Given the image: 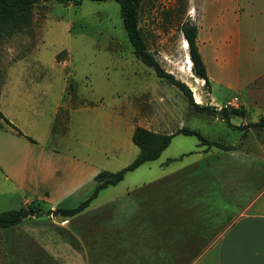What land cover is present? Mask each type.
Listing matches in <instances>:
<instances>
[{
	"label": "crops",
	"instance_id": "crops-1",
	"mask_svg": "<svg viewBox=\"0 0 264 264\" xmlns=\"http://www.w3.org/2000/svg\"><path fill=\"white\" fill-rule=\"evenodd\" d=\"M191 1L190 14L198 27L197 44L208 76L207 51L222 69L235 71L244 65L248 73L241 82L225 83L244 90L242 105L257 101L263 106L264 117V0ZM73 84L65 79L58 107L44 133L36 135L26 126L30 124L23 125L22 113H3L22 134L0 126V211L34 200L52 209L73 208L93 194L100 170L90 160L85 136L90 113L84 110L89 103L81 101L76 90H69ZM234 100L227 102L236 104ZM121 122L114 124L120 130ZM101 123L104 128V114ZM135 127L129 131L131 137ZM260 143L264 145V139ZM197 153L201 159L172 171L169 163L187 154L157 161L161 154L147 161L159 162L161 172L134 175L126 188L101 195L107 187L123 182L125 175L117 184L101 189L75 215L33 216L0 228L7 259H11L9 247L18 245L15 264H264V160L253 169L247 165L237 176L234 171L226 175L186 173L188 166L196 170L204 164L212 170L219 161V151L208 152V164L204 153ZM188 180L224 182L222 203L218 201V206V197L208 185L187 190Z\"/></svg>",
	"mask_w": 264,
	"mask_h": 264
},
{
	"label": "rangeland",
	"instance_id": "rangeland-1",
	"mask_svg": "<svg viewBox=\"0 0 264 264\" xmlns=\"http://www.w3.org/2000/svg\"><path fill=\"white\" fill-rule=\"evenodd\" d=\"M191 3V0H142L139 27L147 47L162 66L189 85L197 103L215 106V113L196 110L182 90L157 76L152 67L136 57L123 25L120 5L114 0L36 3L32 25L0 42V111L17 116L22 113L23 125L30 124L26 126L36 135L44 133L58 107L65 79L73 80L69 90H76L79 99L89 103V109L84 110L90 113L89 131L85 136L90 143V160L100 171H117L138 155L139 147L129 132L137 125L168 133L187 126L222 145L207 147L198 144L196 136L177 134L157 161L187 155L170 162L168 170L186 167L201 159L198 151L204 153L208 164L211 150L219 151V161L214 162L212 170L203 163L200 169L188 166L185 172L226 175L234 171L237 176L247 165L253 169L264 160V145L260 143L264 139V129L250 123L261 119L263 106L257 101L242 105L244 90L225 83L235 84L245 78L248 71L242 64L235 71L222 69L211 61L207 51L210 86L194 74L185 60L190 55L188 45L185 49L182 45L185 37L181 30L184 21L195 24L190 14ZM64 61L66 65L60 64ZM196 92L200 93L199 98ZM232 99L236 104H228ZM73 100L77 103V96ZM241 106L244 112L232 114L231 124L221 117L222 107ZM101 113L105 116L104 128ZM120 121L121 130L116 126ZM116 122L118 124L114 125ZM157 161L128 172L123 182L107 187L101 195L126 188L134 175L137 178L156 176L161 172ZM189 180L186 181L187 190L194 191L198 184L203 188L208 185L218 197L217 204L218 201L222 203L224 182L196 184ZM32 203L37 205L38 202ZM40 203L50 208L47 203ZM202 207L208 208L204 203ZM9 249L10 260L0 240V264L18 262V245H11Z\"/></svg>",
	"mask_w": 264,
	"mask_h": 264
},
{
	"label": "trees",
	"instance_id": "trees-1",
	"mask_svg": "<svg viewBox=\"0 0 264 264\" xmlns=\"http://www.w3.org/2000/svg\"><path fill=\"white\" fill-rule=\"evenodd\" d=\"M46 0H0V42L15 32L29 28L33 23V9L36 3ZM65 2L66 0H60ZM107 1V0H93ZM120 5V13L123 20L124 28L127 32L129 41L133 45L134 54L143 63L152 67L157 76L167 79L169 83L177 86L187 96L189 103L198 111L215 113L216 107L197 103L194 100L193 92L189 85L181 79L175 77L173 73L168 72L156 58L155 54L147 47L145 37L139 27V12L142 0H114ZM182 33L188 42V51L192 61V71L196 76L205 80V84L210 86V79L207 73V67L203 56L197 44L198 27L190 21H184L181 25ZM244 107H233L220 109L221 117L231 124L230 117L232 114H242ZM0 126L11 127L19 134L20 129L12 123L0 111ZM250 125L261 126L264 129V117L260 120L250 123ZM196 136L199 144L207 147H222L218 141H212L203 135L200 131L182 126L173 132H160L137 125L132 134V141L139 147L138 155L128 165L117 171L101 170L96 176L97 186L93 194L79 205L73 208L57 207L44 208L39 201L37 205L30 203L19 208L0 211V228L8 227L21 223L27 218L43 215H61L72 216L87 207L90 201L97 196L98 192L109 186L114 185L124 179L127 172L139 167L141 164L155 160L160 157L162 152L171 144L172 139L177 134ZM180 156L179 158H181ZM174 160V159H169Z\"/></svg>",
	"mask_w": 264,
	"mask_h": 264
},
{
	"label": "bare ground",
	"instance_id": "bare-ground-1",
	"mask_svg": "<svg viewBox=\"0 0 264 264\" xmlns=\"http://www.w3.org/2000/svg\"><path fill=\"white\" fill-rule=\"evenodd\" d=\"M182 45H183L184 49L187 48V42L184 39H183V44ZM185 60L187 61L189 66L192 67V62H191V59H190V57L188 55L185 57ZM184 69H187V68L185 67ZM195 81H196V83L200 82V80L199 81L195 80ZM195 90H196V88H195ZM196 96L199 98L200 97V93L196 92Z\"/></svg>",
	"mask_w": 264,
	"mask_h": 264
},
{
	"label": "built area",
	"instance_id": "built-area-1",
	"mask_svg": "<svg viewBox=\"0 0 264 264\" xmlns=\"http://www.w3.org/2000/svg\"><path fill=\"white\" fill-rule=\"evenodd\" d=\"M228 104H233V103H230V102H229ZM228 104H226L225 106L227 107V106H228Z\"/></svg>",
	"mask_w": 264,
	"mask_h": 264
}]
</instances>
